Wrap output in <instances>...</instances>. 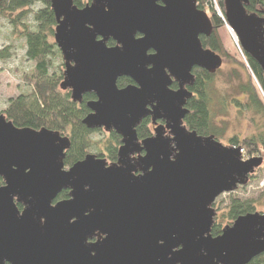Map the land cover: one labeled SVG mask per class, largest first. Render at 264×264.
Returning a JSON list of instances; mask_svg holds the SVG:
<instances>
[{
	"label": "water",
	"instance_id": "water-1",
	"mask_svg": "<svg viewBox=\"0 0 264 264\" xmlns=\"http://www.w3.org/2000/svg\"><path fill=\"white\" fill-rule=\"evenodd\" d=\"M247 4L225 0L226 19L264 71V16ZM51 5L61 88L75 102L95 94L83 123L117 132L122 145L116 162L91 153L67 168L68 136L0 114V264H248L264 254V213L212 234L216 199L248 184L263 157L244 160L242 146L185 124L193 70L223 63L202 42L214 26L198 0ZM122 77L133 83L119 87ZM147 117L154 134L140 139Z\"/></svg>",
	"mask_w": 264,
	"mask_h": 264
},
{
	"label": "trees",
	"instance_id": "trees-1",
	"mask_svg": "<svg viewBox=\"0 0 264 264\" xmlns=\"http://www.w3.org/2000/svg\"><path fill=\"white\" fill-rule=\"evenodd\" d=\"M199 1V8H203ZM92 0H74V4L80 8L91 3ZM52 0H0V17L10 20L15 31L21 26V35L26 42V57L34 63L32 72L26 73L24 81L31 87L27 93H21L8 101L7 107L2 113L18 127H30L35 129L48 128L57 130L71 140V147L66 153L65 164L70 167L83 160L88 154H95L99 158L110 162L118 160V151L122 145V137L115 131L105 132L103 129H90L83 120L91 112L88 102L96 99L95 94H86L82 102L72 99L70 90H63L61 83L64 79L65 63L62 52L55 42V28L57 20L52 8ZM223 16L215 8H211V20L214 32L211 36H202L204 46L216 52L223 51V45L217 33V29L225 25V0H219ZM249 12H256L264 16V0H249L246 5ZM110 46L116 44L114 40L108 42ZM59 54L63 62L54 63V56ZM9 48L0 50V59L11 57ZM250 73L248 81L241 85L242 92L249 97L250 108L256 112L264 113V104L259 96L256 78L260 88L264 92V71L260 64L245 52ZM196 82L193 90L196 96L189 100V114L185 118V124L191 130H196L200 135L218 136L213 127L210 111V95L208 86L215 74L195 68ZM133 83L128 77H122L118 81L119 87H125ZM1 85V82H0ZM176 87V84L173 86ZM237 105L243 106L240 99L235 100ZM154 125L150 117L145 118L138 126L140 139H145L154 134ZM102 135L101 140H96L95 135ZM232 145L242 146L245 156H264V132L247 137L243 140L233 138ZM253 177V176H252ZM4 184L0 178V186ZM69 190L62 191L58 200L69 197ZM22 209V205H19ZM255 205L250 199H242L230 194L229 203L221 220H216L212 234L218 236L222 233L223 223L233 222L239 216L250 212H256ZM217 218V217H216ZM248 264H264V254L254 258Z\"/></svg>",
	"mask_w": 264,
	"mask_h": 264
},
{
	"label": "rangeland",
	"instance_id": "rangeland-1",
	"mask_svg": "<svg viewBox=\"0 0 264 264\" xmlns=\"http://www.w3.org/2000/svg\"><path fill=\"white\" fill-rule=\"evenodd\" d=\"M200 3L203 6L201 9L205 10L210 17L211 8H215L223 16L219 0H201ZM21 30L22 27L19 26L15 31L9 19L0 17V50L9 48L12 54L9 58L0 59V114H3L2 110L7 107L10 98L31 90L23 76L32 72L34 63L26 57V42L20 33ZM217 33L223 45V51L217 53L222 56L223 63L214 73L215 76L208 86L211 100L210 111L213 127L218 134L216 138L224 145L230 146L232 145L231 140L235 137L243 140L264 132V113L256 112L250 108L249 97L242 92L241 85L248 81L250 69L245 51L227 19H225V25L217 29ZM60 62H63L62 57L59 54L55 55V65ZM253 78L264 104V92L256 78L254 76ZM237 98L243 102V106L237 105L235 101ZM95 139L101 140L102 135H95ZM242 150L244 155V149ZM252 157H263V163L250 176L248 184L239 186L234 192L223 193L216 199L214 203V208L217 211L216 220L223 218L222 214L229 203L230 194L252 200L256 210L264 213V156L258 154L244 155L243 159L247 160ZM66 167L68 168V166ZM57 201H59L58 198L55 202ZM233 222H225L223 225L225 227L233 224Z\"/></svg>",
	"mask_w": 264,
	"mask_h": 264
},
{
	"label": "flooded vegetation",
	"instance_id": "flooded-vegetation-1",
	"mask_svg": "<svg viewBox=\"0 0 264 264\" xmlns=\"http://www.w3.org/2000/svg\"><path fill=\"white\" fill-rule=\"evenodd\" d=\"M195 70V69H194ZM176 84V87H173L174 85ZM194 86V85H193ZM193 86L192 87H190L189 89L193 92V97L194 96H196L197 95V93L193 90ZM172 88H174V89H177L178 88V84L175 82V83H173V85H172ZM192 97V98H193ZM188 104H189V101H188ZM188 104H187V108H188ZM189 109V108H188ZM189 114V113H188ZM187 114V115H188ZM153 123V122H152ZM154 125V124H153ZM154 127H155V125H154Z\"/></svg>",
	"mask_w": 264,
	"mask_h": 264
}]
</instances>
